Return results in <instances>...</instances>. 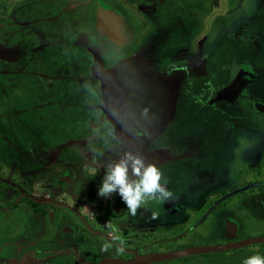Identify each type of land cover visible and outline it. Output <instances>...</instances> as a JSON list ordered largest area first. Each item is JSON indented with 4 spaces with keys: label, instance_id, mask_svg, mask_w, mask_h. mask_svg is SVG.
I'll return each instance as SVG.
<instances>
[{
    "label": "rangeland",
    "instance_id": "rangeland-1",
    "mask_svg": "<svg viewBox=\"0 0 264 264\" xmlns=\"http://www.w3.org/2000/svg\"><path fill=\"white\" fill-rule=\"evenodd\" d=\"M32 1L35 3L37 0ZM104 1L122 12L131 28H145L141 27V21L139 20H143L147 16L141 11V6L138 7V5L144 3V0ZM183 1L184 4H178L180 2L174 3L172 0L171 3L173 4L168 6L163 4L162 6V13L156 20V23L159 25L158 27H160L164 39L161 51L156 57L161 59V62L165 61L164 63L166 64L169 63L167 60L169 58L168 55L174 58L179 55L188 59L189 74L187 80L189 88L187 87L188 93L183 94L188 98L186 100L192 103V100H196L197 98L195 96H201L199 95L201 89L199 85L207 80V83L211 82L208 78H203L200 75L204 70V63L201 59L206 54H211L208 60L209 68L213 72L218 70L225 75L223 76V82H229L231 77L236 73L237 57L243 55H248L255 60V65L261 73L257 82H264V42H262V46L258 50L250 49L243 44L255 43L256 41L257 45H259L260 40H264V0ZM28 2H31V0H0V45H18L23 56L19 66L0 60V169L5 172L12 170V167L17 168L18 166L24 171L26 169H34L38 164H36L32 156H41L38 153L49 155L50 149L54 146L51 147V142L55 138H59L60 133H63L64 130L80 127L79 123L83 126L90 125V129L92 127L96 134H105L103 131L105 125L103 123H95L97 117L101 116L100 112L91 111L86 116L80 114L82 110L80 108L86 102V99H90L87 104L92 102L98 103L100 99L97 82L94 84V80L88 78V81L91 82L90 89H88L87 80L81 83L76 81L77 76L81 77L84 75L80 71L79 67L81 64L78 62L83 56V51L78 52L79 50L70 49L69 45L74 38L70 36L68 38L65 32H61L56 28H50L52 26L48 25H46L47 27H43V24L37 25L34 22L31 24V20H34L37 15L28 9ZM183 8L186 9L184 14ZM173 9L180 12V15L175 14L172 11ZM244 24H247V26L243 33ZM236 26L237 28L232 31L231 35L237 36L240 33L242 34L236 38V41L234 40L231 43L226 34L230 35V30ZM259 28H261L260 31L258 30ZM183 31H185V34ZM145 33L147 34L148 30H145ZM259 33L262 36L258 37ZM180 35H183L181 39ZM185 35L189 39L184 38ZM183 38L186 42L190 41L187 48L186 46L183 48L181 45L180 48H177V43L179 44ZM193 39L197 40L193 41ZM53 40L55 42L52 43L51 41ZM135 47L134 43L127 51L140 49V46ZM2 50L3 47L0 48V56L4 57L1 54ZM59 50L60 53H57ZM56 53L57 58L54 56ZM51 59H54V63H60L64 73L58 72L60 68L55 67L51 69V65L48 64V61ZM72 59L75 66L72 65ZM24 67L26 69L30 67V72L24 74L12 72L19 68L23 72ZM55 69L57 72H55ZM66 71L72 72V77L68 82H62L61 79H58L52 88L47 87L48 80L52 78L51 76L66 77ZM74 71L76 73H73ZM209 78L211 79V77ZM190 83L193 84L191 88ZM214 85L218 88V84L214 83ZM217 88L211 90L209 95L201 97L215 100L218 97L226 96ZM65 93L67 97L63 96ZM46 101L56 102L53 106L49 107L45 105ZM68 102L75 103V108H66ZM242 102L240 104L243 105L234 108L242 110L239 116L235 115V119L229 118V115H225L226 117L222 116L223 111L221 110L223 109H217L214 112L212 107L203 108L200 117L209 118V122L205 126L200 123L198 112H191L188 108L186 109L188 105H185L182 110L179 109V114L166 133L157 139L159 142H164V140H172V138L177 136V138H181L182 140L185 139L183 144H185L186 149L191 143L195 144L196 142L197 149H201L198 152L197 149L193 148L198 152L195 154V157L181 158L176 161L172 160L159 166L163 173V180L168 183L169 189L176 195L175 205L182 204L184 211L173 214L165 208V203L159 205L154 201L153 212L157 213L153 217L152 212L153 223L156 227L155 249L168 251L196 245H214L217 241L222 242L224 239L222 236L224 234L225 219L231 217L242 227L243 223L240 217L244 219L243 214H246L244 212L249 207H259L261 210H251L248 212L249 214L246 215L247 218L245 219L246 224L243 226L245 232L241 237H258L264 234L262 197L258 196V199H256L253 195L241 196L234 206L239 210L234 211V213H227L222 208L217 209V204H214L216 200H227L228 193L234 188L240 189L242 185L236 187L235 184L242 183L241 180L244 176L246 177V181H250L251 177L247 179L252 174L250 169L252 171L255 168L262 169L260 163L264 158V120L262 114L255 111L254 107L250 111V107L248 109L246 104ZM220 106H224V104H218L219 108ZM71 113H74L75 117L69 119L68 116ZM231 113L235 114L234 112ZM76 114L80 115L76 116ZM249 118L250 122H247ZM227 120L230 121L227 122ZM24 125H26V128ZM85 134L87 132L75 133L71 138L66 139V145L60 152L56 151L54 153L55 156H58L56 161L60 166L63 165L65 167V162L69 163L73 160V158H69L72 155L70 151H77L73 147L80 145L68 142L76 139L81 140ZM107 138H110L109 134L105 137V139ZM188 139L192 142L190 143ZM59 140L61 141L62 139L60 138ZM186 149L185 151H187ZM32 151L35 153L31 154ZM180 153L183 152L180 151ZM75 158L77 159L75 160V166L69 165V167L74 168L78 178L75 180L77 184L71 187L52 185L50 190L46 187L45 182H41L44 181L43 178L46 176V171L38 174L37 177L40 180L37 182H35V178L23 180L26 181L24 185L18 186L16 184L19 180L9 181V186L6 184V186L0 187V192L3 194L7 193L5 192L6 189H9L11 195L17 191H19L16 193L17 195L21 193L25 195V197L20 198L23 200L20 204H11L12 223L16 222L18 213L22 210L19 206L29 204V201L26 200L27 198L43 203V207L39 206L38 209L43 214L42 228L37 232L38 234L30 235V241H35L40 237L44 239L52 238L53 236L57 237V241H54L55 245L51 249L45 248V253L41 255L33 249L25 248L29 237L23 235L16 237L17 235H13L12 230L9 236L15 239H13L11 246L7 249H0V263H3L7 259L14 250L13 244H15L17 250L21 247L22 253H27L33 258H29L30 264H77L72 261L71 256H56L64 252L57 243L61 244L65 242L67 236L56 234L52 228L50 221L53 211L58 220L63 221L66 219L67 222L69 220L74 222L75 234L79 237L78 245L75 248L83 249V258L85 260L89 259L87 262L99 263L106 255L116 256L119 248L115 247V245H120L119 242L125 244V249L131 247L128 238L123 241L119 239L120 234L117 219L115 218L116 209L104 212L108 213L109 216L101 226L97 224L89 228L87 223L82 221V218H80L81 220L79 219V215H83L86 210L97 212L106 209L105 205L109 202V198L113 197V200L117 204H122V202L115 193L108 199L97 197V185L88 184L86 181L81 180V177L84 176L81 173L83 166L81 156L77 154ZM10 162L13 166L9 165ZM7 175L8 173L0 174V178L7 177ZM19 176L21 177V175ZM65 178L73 179L74 177L72 178L69 174L65 175ZM20 190H25V193H20ZM220 191H222L221 194ZM217 192L219 196L216 194ZM29 196H32V198H29ZM87 196H91V202L92 200L95 202L88 204L85 201ZM45 199L48 202L45 203ZM241 200L245 202L244 206L239 205ZM33 203L38 205L35 201ZM199 206H201L199 208L200 212L196 216H190L189 211L191 207L196 208ZM17 207L18 209H16ZM70 215L71 217L68 219ZM64 217L66 218L64 219ZM72 217L76 220L72 219ZM181 220H185V222L178 223ZM97 226L103 227V230L97 228ZM22 231L29 232L26 228H23ZM64 232L68 231L64 230ZM48 244H43V246ZM107 245L108 248L106 247L103 248L104 250L98 251V246ZM259 248L260 246H252L249 248V252H258ZM49 254L55 255L52 263L46 260V256ZM214 256V253L201 254L170 260L161 264H211ZM25 257L26 255H22L20 258L17 257V259L25 263ZM73 257L76 259L77 255ZM9 259L12 261V258ZM85 260L84 262L78 260V262L86 264Z\"/></svg>",
    "mask_w": 264,
    "mask_h": 264
},
{
    "label": "flooded vegetation",
    "instance_id": "flooded-vegetation-1",
    "mask_svg": "<svg viewBox=\"0 0 264 264\" xmlns=\"http://www.w3.org/2000/svg\"><path fill=\"white\" fill-rule=\"evenodd\" d=\"M165 1L166 0H144V3L138 5V7L141 6V11L147 17H145L143 20H139L141 21V27L143 26L145 28H136V29L130 27L125 16L119 9L111 6L110 4L106 3L104 0H37L35 1V3L34 1L31 0V2H28V9L31 10V12L35 13V15H37V17L34 20L33 19L31 20L30 22L31 24H33V22L37 25L43 24V27L48 25V26H52L50 28L53 29L56 28L61 32H65L68 38L69 36L74 38L71 44L69 45L70 49L79 50L78 52L83 51V56L78 60V62L81 64L79 67L80 71H82L81 73H84V75L81 74L82 75L81 77L77 76L76 81L81 83L84 82L85 80L88 81V78H91L92 80H94V84L95 82H97V84L99 85L98 87H99L100 96L99 95L98 96L100 99L98 103L92 102L90 104H87L90 99L89 98L86 99V102L83 103L82 107L80 108L82 109L80 111L81 112L80 114L82 116H86L89 114L88 112L91 111L100 112L101 116L97 117L95 123L98 124L103 123L105 125V127L103 128V131L105 132L104 135L106 137L109 134L110 138L105 139L104 135H100V133L96 134V132L93 131L92 127H91L92 130L90 129V125L89 126L85 125L86 126L85 127L81 125V123L79 124L77 123L80 127L77 128L75 127V129L69 128L64 130L63 133H60L59 138L57 137L51 142L52 143L51 147L53 145L54 146L50 149L49 155L38 153L41 156L39 157L32 156L35 159L36 164H38L36 165L34 163V165H36L34 169L31 170L26 169V171H24L19 166L17 168L12 167L13 168L12 170H7L6 172L0 169V174L8 173L7 177L0 178V187L6 186V184L9 186L10 183L9 181L19 180L17 181L16 184L18 186L24 185L26 181L23 180H29L35 178L36 179L35 182H37L38 180H40V178H38L37 176L39 173L42 174V171L47 172L46 176L43 178L44 181H41V182H45L47 188L50 189L52 185H57L58 187H63V186L71 187L77 184L75 180H77L78 177L74 168H70L69 165L73 167L75 166L76 164L75 160H77L76 158H78V157L75 158V155L77 154L81 156V159L83 161L81 173L84 174V176L81 177V180L86 181L88 184H94L98 186L99 183L101 182V178L103 175L104 163L107 160L119 158L124 151L130 152L128 144L124 140V137L122 135L123 130L116 126L113 119L111 118L109 109H107L106 107L104 108L103 106V97L100 88V81L94 75V68L96 66V56L100 62V66L102 70H108L112 68L120 60H123L133 54L140 53L145 60L151 62L153 70L158 73H162L165 75L179 71L184 73V77L179 89V97L177 100L174 117L172 118L170 123L163 129L161 134H159L157 138L153 140L147 147L148 151L155 149L168 150L170 156L177 158V159H172L174 161L179 160L181 158L195 157V154L200 152L201 149V148L197 149V142L195 141L196 143L193 144L191 143L192 141L190 139L188 140L190 141L191 144L186 149L185 144H183V142H185V139L182 140L181 138H177V136L175 138H172V140L167 139V141L164 140V142L157 141V139L162 134L166 133L167 129L176 119L177 115L179 114V109L182 110V108L185 105H188L186 106V109L188 108L191 112H198V119L203 126H205L209 122V118L200 117L203 108L212 107L214 112L217 111V109L220 110L223 109L221 110L223 111V113L221 114L222 116L226 117L225 115H229V118L235 119L234 118L235 115L239 116V113L242 112V110L240 109L238 110L234 108L236 106L239 107L243 105L240 104V102L242 101H243L242 103L246 104L248 109L250 107L249 109L250 111L252 107H254L255 111L261 113L264 120V82L262 83L257 82L258 79L260 78L261 73L255 65V60L248 55L237 57L236 64L237 63L238 64L237 66L235 65L236 73L231 77L229 82L226 81L223 82V76L225 75H223L218 70H215V72H213V70L209 68L208 60L210 59L211 54H206V56H204L201 59V61H203L204 63V70L203 73L200 75L203 78H208L209 80H211V82L207 83L208 82L207 80L206 82L201 83L199 85V87H201L199 91V95H201L202 97L204 95L205 96L209 95L211 90H215V88H217L215 87L214 83L218 84V88L222 93V90L225 89L230 84H232L235 81V79L242 73H244L245 75L244 83L240 85V87L237 89L234 95L222 93L223 95L226 96L218 97L215 100H210V98L208 97H204V98H202L201 96L198 97L197 95L195 96L197 97L196 100H192V103L190 101L189 102L187 101L188 98L186 97V95L183 94H187L188 93L187 87L189 88L188 86L189 82L187 80L189 74L188 73L189 64L187 63L188 59L185 57H180L179 55L175 56V58L171 57V55H168L169 58L167 60L169 61V63L166 64L164 63L165 61L161 62V59L156 57L157 54L161 51L162 41L164 39V36L161 33L160 27H158L159 25L156 23V20L162 13L163 4H166L167 6L173 4L171 3L172 0H167L168 4ZM173 2L174 3L180 2L178 4H184L183 0H173ZM138 7H136V9H138ZM106 9L111 10V12L117 13L116 16L114 15V17L113 16L111 17V15H109L106 12ZM172 11L175 14L180 15V12L174 9ZM184 11H186L185 8H183V14ZM144 21L146 22L144 23ZM243 26L244 27L242 32L244 33L247 24H244ZM236 28L237 26L230 30V35L226 34L228 40H230L231 43H233L234 40L236 41V38L238 36H241L242 34L240 33L237 36H232L231 33ZM47 30L50 31L49 29ZM145 30L146 31L148 30L147 34L145 33ZM258 30L260 31L261 28H259ZM183 33L185 34V31H183ZM260 36H262V34L260 35L259 33L258 37ZM182 37L183 35L180 37V39ZM184 38L189 39V37H187L186 35L184 36ZM184 38L182 40L183 43L182 41L179 44L177 43L178 46L177 48H180V45L181 47L183 46V48H185V46L187 48L188 42L190 41L186 42V40L184 41ZM196 40L197 39H193V41ZM51 42L53 43L55 41L53 40ZM262 42H264V40L263 41L260 40L259 45H257L256 41L255 43H248V44L243 43V44L249 47L250 49L252 48L254 50L255 49L258 50L262 46ZM134 43L136 47L140 46L139 47L140 49L135 51L134 49L131 51H127V49L130 46H132ZM1 47H3L1 54L3 56L4 55L6 56L4 57L0 56V60L4 61L5 63L16 64L17 66H19L23 57L19 50V46L18 45L8 46L3 44L0 45V48ZM57 53H60V50L57 51ZM57 53L54 54L56 58H57ZM54 59L48 61V64L51 65V69L55 67L60 68L58 72L64 73L63 67L60 65L59 62L54 63ZM72 65L75 66L73 59H72ZM27 69L26 67H24L23 72H21L20 68L15 69L12 72H16L17 74L18 73L24 74L26 72H30L29 71L30 67H28ZM55 72H57L56 69ZM73 73H76V71H74ZM65 76L66 77L64 76L56 77V75L51 76L52 78L48 80L47 87L52 88L53 84H55V82H57L58 79H61L62 82H68L72 77V72L69 73L68 71H66ZM209 77H211V79ZM192 85L193 84L190 83V88L192 87ZM90 86H91V82L88 81V89H90ZM207 89L209 90V92H207L208 91ZM63 96L67 97L66 93L63 94ZM184 100L186 101L184 102ZM55 102L56 101H46L45 105L51 107L55 104ZM221 103L224 104V106H220L219 108L218 104ZM74 106H76L75 103L68 102V106L66 108L73 109L75 108ZM231 112H234L235 114H232ZM224 113H228V114H224ZM80 114H76V116ZM73 117H75L74 113H71L68 116L69 119H72ZM228 121L230 120H227V122ZM247 122H250V118L247 120ZM24 126L26 128V125ZM85 132H87V134H85L83 139L81 140L76 139L74 141L68 142L72 144L78 143L80 145L73 147L74 149H77V151H70L72 155L69 158L70 159L73 158V160L72 161L69 160L71 161L69 163L65 162L64 163L65 167L63 165L60 166L56 161L58 156H55L54 153L56 151L60 152L64 148V146L66 145L65 141H67L66 139L71 138L75 133H85ZM60 138L62 139L61 141L59 140ZM193 148L197 149L198 152ZM185 149L187 151H185ZM180 151H182L184 154L180 153ZM32 153L35 152L32 151L31 154ZM172 160L164 161L163 163L157 166L159 167ZM9 165L13 166L11 162L9 163ZM94 165L96 166L94 167ZM260 166L262 167V169L255 168L253 169V171L250 169V172H252L253 174V175L250 174V176L247 178L249 179L251 177L250 181H246V177L244 176V178L241 180L242 183L239 182L238 184H235L236 187L240 185H242V187L240 189L232 188L233 190L228 193L227 200H219V201L216 200L214 202V204L215 203L217 204L216 208L217 209L222 208L226 210L227 213H231V212L234 213V211L236 212L237 210H239L234 207L235 202H238L241 196L245 197L246 195L247 196L253 195L256 197V199H258L257 198L258 196L262 197L263 204L262 203L261 204L264 207V158L262 159ZM91 168H96L99 171H97L95 175H93L90 172ZM69 174L71 175L72 178L73 177L74 178L66 179L65 175H69ZM19 175H21V177ZM166 186L169 188L168 183H166ZM24 191L25 190H20V193L21 192L25 193ZM5 192L7 193L3 194L0 192V236H1L0 249L4 250L7 249L9 246H11V242L15 238L10 237L9 235L12 233L13 230V235H17L16 237H21L22 235L29 237L28 244L25 246V248L33 249L39 254L43 255L45 253V248L51 249L55 245L54 241H57V237L55 236L46 239L40 237L35 241H30V235L36 234L42 228L43 214L42 211H39L38 209L39 206L41 208L43 207V203L38 200H34V199L32 200L27 198L26 200L29 201V204H26L25 206H19V208H21L22 210L21 212L18 213L17 216L18 219H16V222L12 223L11 204H17V203L20 204V202L23 201L20 198L25 197V195H22V193L17 195L16 193H18L19 191L15 192L16 195L15 194L11 195L9 189H6ZM221 193L222 191H220V194ZM216 194L219 196L218 192ZM15 196H18L19 198ZM29 198H32V196H29ZM11 199L13 200L12 202ZM91 199H92L91 196H87L85 201H87L88 204L94 203L95 201L92 200L91 202ZM34 201L38 205L33 203ZM44 202L45 203L48 202L47 199H45ZM175 202L176 199L171 200L170 202H166L165 208L168 209L173 214L184 211L183 205L179 204L177 206L175 205ZM244 204L245 202L242 200L239 202V205L241 206H244ZM105 208L106 209L97 212L94 211L91 212L89 210H86L83 213V215H79V219L82 218L83 219L82 221L87 223V226L89 228H92V225L96 226L97 224L101 226V224L106 222V219L109 216L108 213H104V212H108L112 209H116L117 213L115 214V218L117 219V224L120 234L119 239L123 241L124 239L128 238L130 240L131 247L125 249V244L123 242L122 243L119 242L120 245H115V247L120 248L121 246H123L124 251L117 252L116 256L106 255L105 257H103L102 260L99 261V263L105 259L119 258L122 260H129L136 255L148 254L153 252H166L155 249L156 227L153 223V218H152V212L154 210V201H149L146 205L138 209L137 214L134 217L128 213L127 208L123 203L117 204L113 200V197L111 199L109 198V202H107ZM199 208H201V206L196 208L191 207L189 211L190 212L189 215L196 216L197 213L200 212ZM16 209H18V207ZM251 210L260 211L261 209L259 207H249L247 211L244 212L246 214H243L244 219L240 217L241 222L243 223L242 227L235 219L231 217H227L225 219V228L223 231L224 234L222 236L224 239L222 240V242L217 241L216 243H214V245L226 244L237 240L252 238L251 236L241 237V235H243L245 232L243 230V226H245L246 224L245 222V219L247 218L246 215H248L249 214L248 212ZM54 214L55 212L53 211L52 219L50 221L52 223V228L55 230L56 234H59L61 236L63 235L67 236L65 242H62L61 244L59 242L57 243L58 245L61 246V249L64 252H62V254L59 253L56 256H60V255L64 257L71 256L72 261L76 262L77 264H81L78 262V260L84 262L85 260L83 258L84 251L82 248H75L76 245H78L79 237L75 234L74 222H71V220L67 222V220L65 219L66 217H64L65 220L63 221L58 220ZM68 217H69L68 219H70L71 215ZM72 219L76 220L74 217H72ZM182 221L183 220H181L178 223L185 222V220L183 222ZM61 223L63 224L60 225ZM76 223L78 222L76 221ZM23 228H26L29 231L27 232L29 234L22 231ZM97 228L103 230V227L97 226ZM64 230H67L68 232H64ZM5 234L6 236H4ZM258 237H264V234ZM46 243L49 244L43 246V244ZM204 245H210V244H204ZM252 246H260L258 252L264 254V243L252 244L241 249H232L226 252L217 253L215 254L214 258L211 260V264H241V261L244 257L256 253V252H249V248ZM16 247L17 246L13 244L14 250L10 253L7 259L0 264H30V262L28 261L29 258L31 259L33 258L30 257L27 253H22L21 247H19V250H17ZM106 247L108 248V245L98 246L97 249L100 252L101 250H104L103 248ZM182 248H186V247H182ZM174 250H178V249H174ZM22 255H26L25 263L17 259V257L20 258ZM75 255H77L76 257L77 260L73 257ZM9 258H12V261ZM54 258L55 255L53 254H49L46 256V260H49L50 263L53 262ZM87 261H89V259L85 260L86 264H98Z\"/></svg>",
    "mask_w": 264,
    "mask_h": 264
},
{
    "label": "water",
    "instance_id": "water-1",
    "mask_svg": "<svg viewBox=\"0 0 264 264\" xmlns=\"http://www.w3.org/2000/svg\"><path fill=\"white\" fill-rule=\"evenodd\" d=\"M94 75L100 81L103 106L109 109L116 126L123 130L122 135L129 151L140 153L146 163L155 165L177 159L170 156L166 149L148 151L147 147L174 117L184 73L180 71L168 75L158 73L153 70L150 61L136 53L120 60L108 70L101 69L96 56ZM244 77V73L240 74L232 84L222 90V93L234 95L244 83ZM260 243H264V237L153 252L136 255L129 260L105 259L98 264H158L189 256L222 253Z\"/></svg>",
    "mask_w": 264,
    "mask_h": 264
},
{
    "label": "clouds",
    "instance_id": "clouds-1",
    "mask_svg": "<svg viewBox=\"0 0 264 264\" xmlns=\"http://www.w3.org/2000/svg\"><path fill=\"white\" fill-rule=\"evenodd\" d=\"M103 168L101 182L96 189L97 197L108 199L115 193L133 217L149 201L162 205L176 198L175 193L166 186L160 168L146 163L140 153L124 151L119 158L107 160ZM97 171L96 168L90 169L93 175ZM156 214L153 212V217ZM119 251H124L123 246ZM241 264H264V254L256 252L246 256Z\"/></svg>",
    "mask_w": 264,
    "mask_h": 264
},
{
    "label": "bare ground",
    "instance_id": "bare-ground-1",
    "mask_svg": "<svg viewBox=\"0 0 264 264\" xmlns=\"http://www.w3.org/2000/svg\"><path fill=\"white\" fill-rule=\"evenodd\" d=\"M107 10H108V9H107ZM106 12H107L109 15H111V17H112V16L114 17V15L116 16V14H117V13H115V12H111V11L109 12V10L106 11ZM4 56H6V55H4Z\"/></svg>",
    "mask_w": 264,
    "mask_h": 264
},
{
    "label": "crops",
    "instance_id": "crops-1",
    "mask_svg": "<svg viewBox=\"0 0 264 264\" xmlns=\"http://www.w3.org/2000/svg\"><path fill=\"white\" fill-rule=\"evenodd\" d=\"M111 10H109V12H110Z\"/></svg>",
    "mask_w": 264,
    "mask_h": 264
}]
</instances>
